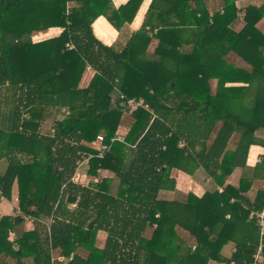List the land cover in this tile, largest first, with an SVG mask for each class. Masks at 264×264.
Returning <instances> with one entry per match:
<instances>
[{
	"label": "trees",
	"instance_id": "16d2710c",
	"mask_svg": "<svg viewBox=\"0 0 264 264\" xmlns=\"http://www.w3.org/2000/svg\"><path fill=\"white\" fill-rule=\"evenodd\" d=\"M220 1L223 11L210 14L205 0H150L139 28L115 49L94 36L92 21L103 15L121 31L142 0L118 8L111 0H0V190L8 198L16 186L20 211L33 218L24 230L22 215H0V264L252 260L260 235L250 213L264 210V154L252 167L245 162L250 145L264 146L255 135L264 128V32L256 27L264 1L247 4L241 17L238 0ZM50 27L59 33L32 39ZM230 50L249 66L222 68ZM88 66L95 75L80 87ZM130 97L146 107L131 111ZM51 114L61 117L44 132ZM121 124L126 134L111 141ZM98 134L109 145L101 157L88 145ZM79 164V177L100 180L73 181ZM198 167L214 188L160 197L175 187L172 168ZM236 167L237 185L225 183ZM255 179L262 185L250 198Z\"/></svg>",
	"mask_w": 264,
	"mask_h": 264
},
{
	"label": "crops",
	"instance_id": "0c3cea01",
	"mask_svg": "<svg viewBox=\"0 0 264 264\" xmlns=\"http://www.w3.org/2000/svg\"><path fill=\"white\" fill-rule=\"evenodd\" d=\"M111 1H112L113 6L115 8H118L119 6L124 5V3L127 0H111ZM238 1H250L251 4L260 5L264 0H238ZM149 2H150V0H142V2L140 3V5L136 11V13H134V15L130 19V21H126L125 24L122 25L121 31H117L107 21V19L103 15H98L91 23V28H92L94 36L97 39H99L102 44L112 45L115 49H120L123 46V44L125 43L126 39L130 35V33L134 30H137L139 28V26L141 25L143 18H144V14H145L146 9L149 5ZM220 2L221 1H218V0H213L212 2L205 0L206 5L211 7L212 3H214L215 6L218 5V8H220L219 12H222L223 7H222V4ZM210 14H211V12H210ZM96 21H98V23L100 25L99 26L100 31L106 32V34L108 36L107 40L95 31L94 24ZM236 23H237L236 25H234V22L231 23V26L234 29V31L239 30L242 26V21H237ZM262 25H263V28L261 27ZM256 27L261 32H264L263 19H260L258 21V23H256ZM259 27L262 28V30ZM59 31H60V29L57 27H50L46 30L36 31L33 33L32 39L35 41V40H40L43 38H49V37L57 35L59 33ZM152 43H153V41H152ZM260 58L264 62V49H262V54H261ZM240 59H242V58H240V56H238L237 53L230 50L224 55L223 64L221 66H223L222 68H224L226 70L228 69V70H232V71L235 70L236 67L242 68V67H248L249 66V64L247 62H245L243 59L242 60H240ZM237 62H239L240 64ZM94 75H95V71L89 66L86 67V69L84 70V72L82 73V76L80 78L79 86L85 87V86L89 85V83L91 82ZM240 84L241 83H238V82L227 81L226 83H224V86H236V85H240ZM210 85H211V89L214 90L215 85H216V78L211 79ZM53 116H56V118L61 117L59 115L57 116V115L51 114V116H50L51 120H52ZM119 127L122 128V131L120 134L123 137L128 130V126H127V124H121L118 126V128ZM118 128H117L116 132L119 133ZM255 135L258 139L264 140V128L258 130L255 133ZM233 138H234V136L231 137V139L229 140V142L227 144L226 148L228 150H232L234 147V139ZM263 154H264V146L262 145L261 142L259 144L250 145L248 148L247 155H246V162H245L246 166L252 167L253 165H255V163L260 160V157ZM79 169L82 172V167L80 166L79 168H77L75 170V173H81V172H79ZM75 173H74V175H75ZM242 173H243V169L241 167H236L232 171V173L230 175H228V177L225 180V183H231L233 185H237L239 177L242 175ZM85 176H88V175H85ZM170 176L174 179L175 187L173 190H161L160 191L159 195L163 191L170 193L171 196H169L168 198L160 196V197L165 198V199L184 198L188 192H191L194 195H196L197 197H200L205 191H207L211 188H214V184H213L211 178L204 172V170L201 167H198L197 169H195L191 174H188V173H185L181 170L172 168L170 170ZM261 185H262L261 180L255 179V181L252 182L251 189L247 192L246 195L248 197L252 198L254 195V193H253L254 190L257 187H260ZM217 190L221 191L222 188L217 187ZM17 197H18L17 196V189H16V186H14V188L12 189V193H11L10 197H8V198L5 197L6 199L0 201V202H5L10 206L11 212L7 213V212H2L0 210V215H10L11 217H14L17 215H22L23 223H22V226H20V229H24V230L30 229L33 226V224H32L33 218H31L30 216L24 215L20 211L19 206H18V198ZM15 198H17V200H15ZM40 221L43 222L44 220H40ZM14 236H15L14 232L11 233L10 237L12 239H14ZM104 237H105V233L103 231H98L97 236H96V245L101 246ZM231 250H232V246H230L229 244L226 245V247L224 248L225 253L229 252ZM52 252L54 255L55 251H52ZM209 261L207 262V264H222L220 262H216L213 260H209Z\"/></svg>",
	"mask_w": 264,
	"mask_h": 264
},
{
	"label": "built area",
	"instance_id": "2783aa9c",
	"mask_svg": "<svg viewBox=\"0 0 264 264\" xmlns=\"http://www.w3.org/2000/svg\"><path fill=\"white\" fill-rule=\"evenodd\" d=\"M120 98L123 99L124 98V95L123 94H120ZM125 105L128 106L131 111L132 110H135L139 106L146 107V105L142 103V99H136L134 97L127 98L126 101H125ZM114 139L121 140L122 139L121 134H119L118 132H116L115 133V136L113 138H111V141L114 140ZM88 145L93 150H95V154L98 157L103 156V153L106 150H108V148H109L108 143L104 142V138H103V135L102 134L96 135V137L91 142H89ZM87 160L88 159L83 160L82 163L83 164H86L87 163ZM80 165L81 164H79V166ZM77 174H79V173H75V175H73V177H72V180L73 181H75V177H76ZM87 177L88 176H85L84 178H87ZM99 180H100V178H99L98 175L91 176V177H88V180L86 182H84L83 185L86 186L91 181L97 182ZM4 199H6V198H5V196L3 195V193L0 190V201H2ZM15 200H17V198H15ZM250 216L255 217L256 223L259 226L260 241H259V244H258V246L256 248V251L252 255V260H250L249 262L244 263V264H264V254H263V251H262V236L264 234V210L262 209L260 211L251 212L250 213ZM47 230L49 231V226L48 225H47ZM59 259H62V258H59ZM230 264H235V263H234V261H230Z\"/></svg>",
	"mask_w": 264,
	"mask_h": 264
},
{
	"label": "rangeland",
	"instance_id": "374dc122",
	"mask_svg": "<svg viewBox=\"0 0 264 264\" xmlns=\"http://www.w3.org/2000/svg\"><path fill=\"white\" fill-rule=\"evenodd\" d=\"M207 1H213V0H207ZM218 1H220V0H218ZM250 1H236L235 2V4H236V7L238 8V15H237V17H241L242 16V14H243V8L247 5V4H251V2L249 3ZM207 7H208V11L209 12H211V13H214L217 9L219 10L220 8H218V5L217 6H215L214 5V3H212V5H211V7L210 6H208L207 5ZM261 19H263V22H264V16H263V18H261ZM237 20H239V19H237ZM258 23V22H257ZM237 23L235 22L234 23V25H236ZM262 28H263V25L261 26ZM260 28V27H259ZM262 28H260L261 30H262ZM153 45H154V43H152L150 46H149V49L151 50L152 48H153ZM189 48V47H188ZM240 60H242V59H240ZM237 63H239V62H237ZM240 64V63H239ZM57 116L59 115V114H56ZM51 123H52V120L50 119V117H48L47 119H45V121H43V122H41V124H42V130H44V132L46 131V130H48L49 131V128H50V125H51ZM118 130H119V134L121 133V131H122V128H118ZM84 167L86 166V165H83ZM82 169H84L85 170V168H83L82 167ZM79 172H81L80 171V169H79ZM103 174H105V175H108L107 173H104L103 172ZM79 175H80V173L79 174H77L76 175V177H75V181L77 182V183H81V184H84V182H86L87 180H88V177H91V176H89L88 174V177L87 178H83V177H79ZM103 176V175H102ZM101 176V177H102ZM79 177V178H78ZM113 182H116V181H113ZM160 196H162V197H166V198H168L169 196H171L170 195V193H167V192H165V191H163V192H161V194H160ZM0 210L2 211V212H7V213H9V212H11V207L7 204V203H5V202H0ZM100 246V245H99ZM226 256H227V254H229V252H226V253H224ZM210 259H207V262L209 261ZM12 261V260H11ZM210 262V261H209Z\"/></svg>",
	"mask_w": 264,
	"mask_h": 264
},
{
	"label": "water",
	"instance_id": "95a60500",
	"mask_svg": "<svg viewBox=\"0 0 264 264\" xmlns=\"http://www.w3.org/2000/svg\"><path fill=\"white\" fill-rule=\"evenodd\" d=\"M67 201L70 202V203H72V202L75 201V198H74V197H71V196H68V197H67ZM90 225H91V223L89 224V226H90Z\"/></svg>",
	"mask_w": 264,
	"mask_h": 264
}]
</instances>
